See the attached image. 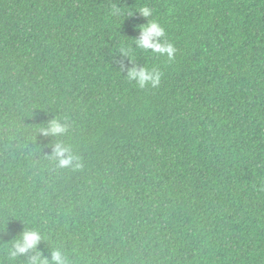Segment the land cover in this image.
<instances>
[{
  "label": "trees",
  "instance_id": "trees-1",
  "mask_svg": "<svg viewBox=\"0 0 264 264\" xmlns=\"http://www.w3.org/2000/svg\"><path fill=\"white\" fill-rule=\"evenodd\" d=\"M152 19L171 61L135 46ZM53 120L64 136L42 134ZM57 141L79 168L59 167ZM26 230L42 240L13 256ZM56 250L264 264V0H0V264Z\"/></svg>",
  "mask_w": 264,
  "mask_h": 264
},
{
  "label": "clouds",
  "instance_id": "clouds-1",
  "mask_svg": "<svg viewBox=\"0 0 264 264\" xmlns=\"http://www.w3.org/2000/svg\"><path fill=\"white\" fill-rule=\"evenodd\" d=\"M139 13L146 19L153 15L152 9L149 7H142ZM113 14H116L115 12ZM135 46L138 49L144 51H150L151 53L164 57L166 56L169 61L175 58L176 48L174 45L166 39L164 28L160 23L154 19L149 20L146 26L140 28V37L135 39ZM125 55L128 54L131 49H122ZM161 73L155 68L149 69L147 67L136 68L133 67L128 70L127 77L129 80L136 81V84L141 88L151 86L156 88L161 81ZM67 126L58 120L50 122L47 128L42 129L43 135H50L56 137H62L67 133ZM53 159L58 161V165L61 168H79V158L72 154L71 147H65L61 141H57L54 151ZM42 236L39 231L26 230L23 232L19 241L16 242V252L12 253L15 256L17 253L23 255L29 250H33L41 242ZM33 264H69V261L62 255L59 250L53 251L51 259H41L38 253L33 259Z\"/></svg>",
  "mask_w": 264,
  "mask_h": 264
}]
</instances>
